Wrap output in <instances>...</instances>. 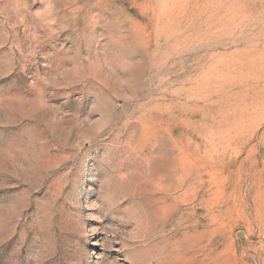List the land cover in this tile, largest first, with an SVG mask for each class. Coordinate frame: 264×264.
Listing matches in <instances>:
<instances>
[{
    "label": "rangeland",
    "instance_id": "obj_1",
    "mask_svg": "<svg viewBox=\"0 0 264 264\" xmlns=\"http://www.w3.org/2000/svg\"><path fill=\"white\" fill-rule=\"evenodd\" d=\"M0 264H264V0H0Z\"/></svg>",
    "mask_w": 264,
    "mask_h": 264
}]
</instances>
